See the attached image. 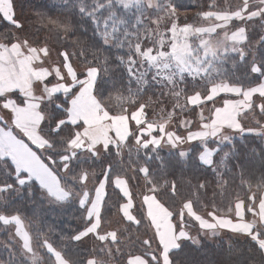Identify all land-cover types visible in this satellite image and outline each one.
<instances>
[{"label":"snow or ice","instance_id":"6c2138e0","mask_svg":"<svg viewBox=\"0 0 264 264\" xmlns=\"http://www.w3.org/2000/svg\"><path fill=\"white\" fill-rule=\"evenodd\" d=\"M56 2L67 6L61 14L34 13L35 23L49 34L42 44L19 37L26 25L17 15L15 0H7L10 11L0 9V19L11 26L0 32L7 40L0 43V110L4 113L0 117V160L9 167L13 166L10 160L16 162V183L23 187L39 182L49 193L45 178L54 176L60 182L52 170L59 161L71 187L81 189L82 220L74 232L53 240L55 227L44 225L38 212L26 216L20 208L7 210L2 193L11 185L5 186L0 189V230L8 237L3 243L9 254L0 256V264H45L48 255L55 256V264H109L113 246L119 253L122 241L133 242L134 226L136 231H159L153 223L156 213L149 211L153 202L164 213L158 223L166 220L172 232V247L153 258L156 264L161 260L172 264V249L189 240L200 243L181 227L186 216L209 236L224 231L264 242V171L256 176L241 166L236 172L228 168L229 175L221 170L227 167L221 160L210 177L186 179L172 175L166 166L159 172L152 168V161L162 159L166 148L176 149L181 159L190 155L181 147L185 137L175 128L176 114L181 116V127L189 120L195 123L186 113H194L204 123L217 116L234 115L237 121L251 116L262 129L254 134H264V121L259 120L264 116V0H256L254 7L244 0L240 10H213L217 7L213 3L210 10L183 19L173 0H105L96 10L118 20L111 32L97 34L100 45L79 34L72 16L78 10L80 19H92L91 12L83 16L84 9L76 8L77 0ZM91 2L99 4V0ZM117 25L125 26L118 48L124 37L136 36L130 28L143 26L128 64L140 57L141 68L147 63L155 72L141 70L135 80L130 75L127 83L115 75L117 68L130 71L123 56L106 53L111 42L117 41ZM53 38L56 44L49 43ZM89 56L92 59L83 67L74 63L77 57ZM241 67L247 77L255 74L251 80L245 82L235 75ZM154 82L160 84L165 99L149 94ZM8 103L21 113L38 111L43 148L32 143L27 124L14 122L12 128L5 127L14 120L5 107ZM169 125L173 126L171 137ZM232 130L243 131V124ZM82 154L94 163H73ZM90 180L93 187L84 189ZM133 180L136 187L141 182L144 185L142 199L136 203L138 194L130 187ZM63 186L69 193L67 184ZM185 187L187 192L182 191ZM57 202L67 201L62 197ZM209 207L207 216L202 215L201 209ZM116 214H122L119 223H126L109 230L111 216ZM142 243L151 245L152 241ZM86 245L88 255L74 251Z\"/></svg>","mask_w":264,"mask_h":264},{"label":"trees","instance_id":"16d2710c","mask_svg":"<svg viewBox=\"0 0 264 264\" xmlns=\"http://www.w3.org/2000/svg\"><path fill=\"white\" fill-rule=\"evenodd\" d=\"M215 1L216 0H173L179 7L177 14L182 19L184 17L195 16V14L201 10H210V6L213 3L217 6L216 9L213 10H239L233 7L230 8L231 3L227 0ZM104 2L105 0H99V4L93 5L91 0H83V3L77 0L76 8L84 9L83 16H88L89 12H91L92 19H80L81 13L78 10L72 12L73 18L77 20L79 34L83 37H87L89 41H95L97 45L101 44V41L97 39V34L111 32L114 24H116L118 20V17L109 18L105 13L96 10L99 9L100 4ZM15 3L17 14H19L26 25V31L18 34L19 37L21 39L26 37L33 43L40 42L41 44L44 43L45 39H48L49 34L43 27L35 23L37 18L34 13L40 11L51 16H56L61 14L67 7L58 4L56 0H15ZM224 5L226 7L228 6V8H225ZM105 20H107V26H105ZM197 23H199V21H197ZM6 27L10 28L11 26L6 25V22L0 19V32H4ZM119 27L120 33L117 35V41L111 42V46L106 48V53L112 57L123 56L125 58V63L128 64V56L134 54V45L137 37L143 30V26L130 28L129 31L136 33V36L128 35L124 37L123 46L118 48L117 42L120 40V37L124 36L125 30V26ZM37 28L40 30L37 31ZM0 41L7 43V40L3 36H0ZM49 43L56 44V41L54 38L49 39ZM91 59L90 56L87 57V59L84 57H77L74 59V63L77 62L79 65L85 66ZM139 59L140 57H136L134 64H128L130 71L117 68L115 75L127 83L130 75L132 79L135 80L141 70H147L149 74L156 71L154 67H149L147 63L143 65L142 69L139 66ZM235 75L240 76L241 80H245L246 82L247 79L251 80L255 74H249L247 77L244 68L241 67ZM161 92L162 89L160 84L154 82L151 93L149 94L163 100L165 98L160 95ZM185 115L191 116L195 120L197 119L194 113H186ZM246 126L247 125L243 126V131L231 129V134L226 139L208 140L206 144L215 149L213 162L209 166H206V164L201 161V156L204 151L203 143L195 142L192 143L195 146L189 147L187 152L190 153V155H186L183 159L178 156L176 149L166 148L160 154L162 159L152 161V168L159 172V169L166 166L167 170L177 178L185 176L186 179H199L205 176L210 177L211 169L215 168L221 160H224L227 163V167L221 170L226 173L228 168H231L232 172H236L243 166L254 175L259 176L260 172L264 171V134H254L257 131L256 129H254L256 131L253 132H246ZM41 135L44 136L43 134ZM253 149L256 151L253 152ZM233 152L235 153L234 155ZM140 155L141 158H143V153ZM208 160L211 161V158H208ZM73 163L87 166L93 164L94 161L82 154L80 160L74 161ZM9 164L13 166L9 167L4 164L3 160H0V187L11 185V187L6 190L8 192L6 200L9 206L7 210L11 212L20 208L26 216L38 212L41 222L44 225L51 224L55 227L56 233L51 237L53 240L56 239L57 235L72 233L80 226L82 210L79 200L73 198L64 203H50L48 201V195L41 189L39 182L25 184L23 187L16 183L14 177H17V179L19 178L17 176L16 167L12 160L9 161ZM52 170L60 178L62 185L67 184L69 189H72L76 193H81L79 186L76 188L71 187V182L68 181L67 173L60 167L59 161L52 165ZM97 171H99L98 166ZM227 174L230 175L231 173ZM171 178L172 177H170V179ZM194 183L195 180H193V184ZM93 184L94 181H92V185ZM135 185L136 181H131L130 187L132 192L138 194L134 196L136 199V196L143 194L144 185L142 182L140 187H136ZM18 191H21L19 195ZM108 191L109 195H111L112 190L109 189ZM182 191L187 192V188H183ZM2 211L3 209L0 208V212ZM209 211H211L210 207L201 209V214H206L207 216V212ZM121 215L122 214H116L111 216L112 222L117 217H121ZM125 223L126 222H123V226ZM190 223H192V225H190ZM182 225L199 230L198 223L187 216L184 218V223ZM109 226L110 225L107 227ZM0 227H2V225H0ZM151 232L152 230L149 229H140L136 231V227L134 226L133 242L122 241L119 253L115 252V246H113L114 255L113 258L109 259V264H129L130 257L136 255L144 257L148 261V264H156V260L153 258L161 256L163 248L158 240L156 242L153 240L155 237ZM211 237L210 240L212 241H205V238H201L199 239V244H194L192 240H189L187 243H184L182 247L172 250V264H264V242H254L252 239L246 238L245 236L240 237V235L231 233L228 234L227 237ZM7 239V235L0 230V256H7L9 254V249L5 247L3 243V241ZM145 239L151 240V245L142 243ZM89 250L87 245L74 249V251L81 256L88 255ZM45 264H55V257L53 255H48ZM160 264H163V260L160 261Z\"/></svg>","mask_w":264,"mask_h":264},{"label":"rangeland","instance_id":"374dc122","mask_svg":"<svg viewBox=\"0 0 264 264\" xmlns=\"http://www.w3.org/2000/svg\"><path fill=\"white\" fill-rule=\"evenodd\" d=\"M229 1V3H231V7L235 8V9H238V8H242L244 7V5H240L236 2V0H227ZM253 1V0H252ZM226 4V3H225ZM225 6V5H224ZM252 7H254V5H252ZM225 8H228V6ZM229 8V9H230ZM19 15V14H17ZM161 27H164L163 25ZM0 43H3L0 41ZM53 55H55V53H53ZM77 63V62H75ZM78 64V63H77ZM145 64V63H144ZM141 65V59H139V66ZM81 67H83V65H80ZM141 67V66H140ZM5 107H7L12 113H13V117L15 116L16 117V122H19L20 123H23V124H27L28 125V128H29V136L31 137L32 135H37L41 138H44V136L41 135V132H40V122L38 121V114L35 113L34 115L32 114L33 112H36V111H28V112H24V113H21L20 110L17 108L16 105L12 104V103H8L7 105H5ZM171 110V104H170V109ZM207 114V113H205ZM196 117V115H194ZM0 117H4V113L2 110H0ZM180 118L181 116L176 114V124H175V128L176 130L179 132V136L180 137H185V141H181V147L185 150V152L187 153L188 150H189V144H192V143H195V142H201L203 143L204 145V151L202 153V156L203 159H201V161L207 165H210L212 164L213 162V157H214V153H215V149L211 148L210 146H208L206 143L208 142V140L210 139H220V140H223V139H226L230 134L231 132H229L226 128H228L227 126H223V122L229 124V125H233L235 123H242L243 126L244 125H247L246 126V132H253V131H256V132H260V130H262L261 128H259L257 126V123H255V118L254 117H251L249 116L248 119L246 120H242V121H237L235 116L232 115V116H224L223 118L217 116L215 118H213L211 121H209L208 123H204L203 121H201L199 118H197L195 120V123L193 124V122L191 120H189L186 124V126L184 127H181L180 126ZM259 120L261 121H264V116H260L259 117ZM39 122V124H38ZM14 123V121H11L9 122L7 125H5L6 128H12V124ZM39 126V128H37ZM234 126H237V125H234ZM169 133H168V136L171 137L172 135V125H169ZM233 127V126H231ZM256 129V130H254ZM18 129H13V132H17ZM160 133H161V137H164L165 136V133H164V130L163 128H161L160 130ZM44 147V146H43ZM47 153H42V155L46 158ZM208 158H211V161L208 160ZM14 165H16V162L13 161ZM50 163V161H49ZM16 167V166H15ZM54 172V171H53ZM55 173V172H54ZM56 175V173H55ZM57 176V175H56ZM46 185L48 186L47 188L50 190V193L49 191H45L46 194L48 195V201L50 203H56L57 200H59L60 198H64L66 199V201L68 200H71L73 198H76L78 200V197H79V200H83V196H81V193H76L74 192L72 189H69V193H66L65 191V188L64 186L61 184V181L60 182H57L56 180V185H54L53 183L51 182H46ZM93 187L92 185V180H90L86 185H84V189H91ZM4 187H0V189H3ZM21 191H18V195ZM7 191H3V196L4 197H7ZM71 196V198H68V196ZM139 199H142V196L139 195V196H136V199L134 197V203H136V201H138ZM136 200V201H135ZM206 216V214L204 215ZM121 217H117L113 222L112 224L109 226L110 229L109 230H113V229H117V228H122L123 226V222L119 223L121 220H120ZM25 225H27V221H25ZM190 225H192V223H190ZM194 225V223H193ZM199 225V224H198ZM181 227L183 229H185V231L190 234L193 238L195 239H201V238H205V241H212L210 240V237L207 232L205 230H203L201 228V226L199 225V230L198 229H193V227H186L181 225ZM162 229V228H161ZM160 230V228H159ZM165 231H167V234H170L172 235V232H171V228L168 227V226H165ZM157 234V232H151V234L156 238V236L154 235ZM230 234V233H226L225 232H221L220 233V237H227V235ZM244 235H240V237H242ZM153 239L155 242L157 241V239ZM91 243V242H90ZM177 249V248H176ZM163 252H161V256H162Z\"/></svg>","mask_w":264,"mask_h":264},{"label":"crops","instance_id":"0c3cea01","mask_svg":"<svg viewBox=\"0 0 264 264\" xmlns=\"http://www.w3.org/2000/svg\"><path fill=\"white\" fill-rule=\"evenodd\" d=\"M215 2H217V0H216ZM236 2H237L238 4H240V5H244V0H236ZM248 3H249V6H252V5L255 6V4H256V0H253V1H252V0H248ZM0 9H4L5 11H10V9L7 7V0H0ZM238 9L240 10V9H242V8H238ZM245 15H247V13H245ZM35 113H37V114L39 115V116H38V117H39V118H38V121L41 122V116H40V114L38 113V111L33 112L32 114L34 115ZM13 121L16 122V117H15V116H14V120H13ZM18 122H19V120H18ZM39 122H38V124H39ZM39 125H40V124H39ZM234 125H237V126H234ZM239 125H240V122L235 123V124H233V125H229V124L223 122V126H227L228 128H226V129H227L229 132L231 131V129L238 128ZM231 126H233V127H231ZM37 128H39V126H38ZM236 131H237V130H236ZM30 138H31L32 143H35V144H37V145H40L41 148H43V146H45V145L42 143V141L44 140V138H41V137H39V136H37V135H32ZM45 180H46V182H51V183H53L54 185H56V179H55L54 176L46 177ZM47 187H48V186H47ZM131 191H132V190H131ZM44 192H45V190H44ZM45 193H46V192H45ZM149 211H150V213L153 212V211H155V213H156L155 216H154V219H153V223H157V224H158V228H160V230L157 231V234H156V235H155V233H154V235H155L156 237H158V238H156V239H157L158 242H160V244L162 245L163 253H165V252H167V250H168L169 248L172 247V244L169 243V241L171 240V236H172V235L167 234V231H165V226H168V227L171 228V225H169V224L167 223L166 220L164 221L163 224H159V223H158L161 219H163V216H164L163 210H162V209H159V205H156L154 202L151 203V204L149 205ZM161 228H162V229H161ZM221 232H224V231H221ZM228 233L236 234V235H241V234L233 233V232H228ZM219 236H221V235H219ZM211 238H213V237H211ZM174 249H176V248H173L172 250H174ZM54 257H55V256H54ZM55 259H56V258H55ZM129 264H148V261H147L144 257L139 256V255H136V256H132V257H130V259H129Z\"/></svg>","mask_w":264,"mask_h":264}]
</instances>
